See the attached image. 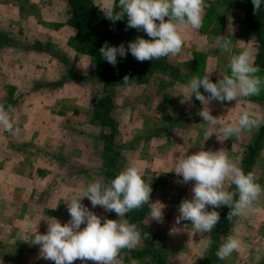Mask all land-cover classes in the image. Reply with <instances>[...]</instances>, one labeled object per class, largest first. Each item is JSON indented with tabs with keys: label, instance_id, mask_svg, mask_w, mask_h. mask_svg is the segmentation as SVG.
I'll return each mask as SVG.
<instances>
[{
	"label": "rangeland",
	"instance_id": "1",
	"mask_svg": "<svg viewBox=\"0 0 264 264\" xmlns=\"http://www.w3.org/2000/svg\"><path fill=\"white\" fill-rule=\"evenodd\" d=\"M91 3L94 19L101 21L106 0ZM76 17L68 0H0V104L6 110L11 106L15 128L11 134L0 127V264H55L41 257L39 246L31 244V233L25 239L26 222L38 223L40 234H46L47 220L67 223L66 200L82 196V190L97 179L107 184L113 170L121 172L130 165L137 166L150 183L151 202L165 205L162 222L150 220L149 205L145 219L165 264H264V194L256 205L258 212L246 211L231 221L228 206L216 208L221 228L216 225L204 236L196 233L191 221L175 223L180 202L192 198L195 184L183 183L171 170L176 162L201 150L223 149L243 169L242 156L261 128L223 142L215 134L206 140L208 125L197 114L203 105L186 89L194 76L211 72L210 80L216 83L230 72V54L251 48L255 57L257 46L238 4L205 0L203 26L198 30L181 26L184 43L172 59L179 70L177 77L157 73L146 84L110 88L115 104L110 116L118 129L114 164L105 150L109 127L93 119L103 85L94 75ZM221 37L231 39V53L219 48ZM262 69L257 75L264 80ZM199 90L208 95L203 87ZM249 106L264 114V84L259 95L241 96L237 104L213 100L208 105L220 125L235 121ZM252 166L256 182L264 189V138ZM233 187L226 182L228 191ZM81 203L100 216L102 224L105 217L119 219L114 211L93 208L87 197ZM207 210L213 208L207 206ZM173 227L182 231L172 234ZM207 235L212 244L205 250ZM228 236L239 238L241 247L220 260L216 252ZM142 245L143 239L131 253L121 252V264H156L153 255L135 251ZM73 264L95 262L77 259Z\"/></svg>",
	"mask_w": 264,
	"mask_h": 264
},
{
	"label": "clouds",
	"instance_id": "2",
	"mask_svg": "<svg viewBox=\"0 0 264 264\" xmlns=\"http://www.w3.org/2000/svg\"><path fill=\"white\" fill-rule=\"evenodd\" d=\"M253 14L261 11L264 0H252ZM100 7V6H99ZM101 9V8H100ZM104 16L115 23L127 17V28H135L144 31L152 39L137 37L129 42L127 48L124 44L109 46L107 42L99 49V53L111 65L117 64V56L125 57L130 51L139 62L175 57L184 43L180 31L189 27L198 30L203 26L205 0H106L101 9ZM167 17V20L165 18ZM159 21V23H157ZM222 52L231 53L232 41L227 37H221L217 41ZM253 49L244 48L239 54H230L227 69L216 83L210 80L211 72L203 77L194 76L186 85V89L194 94L201 102L203 108L198 111L208 127L205 129L206 140L213 134L218 141L223 142L233 136H239L242 132L259 129L264 125V114H259L249 106L242 109L238 118L228 124L220 125L217 117L211 115L208 107L211 101L220 102L235 101L239 98L257 96L260 94L264 80L259 75L260 68L254 65ZM129 76L125 75L123 83L130 84ZM203 87L204 95L199 90ZM191 98V97H190ZM11 106L5 109L0 104V127L11 134H15L14 124L9 112ZM174 170L182 182L187 184L195 181L191 191V199H183L179 206V215L175 223L191 221L196 233H211L220 221V214L216 211L223 205L230 208L227 220L238 217L246 211L258 212L256 207L259 197L264 194V189L256 182L254 173H245L241 167L234 163L221 149L219 151L201 150L198 153L185 155L179 159ZM179 182V181H178ZM226 182L235 185L236 191H228ZM80 197H72L66 200L67 211L70 220L61 224L55 218L47 220L46 234H40L37 224L31 220L24 226L25 239L27 234H32V245H38L43 259L54 261L55 264H73L79 259L82 262L93 261L95 264H121L120 253L123 249L132 250L142 243L141 232L134 223L127 219H121L128 212L140 209L143 205L150 206V220L162 222L164 204L151 202L152 188L142 178L141 170L130 165L124 168L109 183L97 179L87 185ZM238 196V199L235 197ZM87 197L93 208L101 206L105 211H114L118 220L104 218L90 211L81 200ZM207 206L213 208L207 210ZM40 222V221H39ZM86 226L81 230V225ZM34 230V231H33ZM182 229L173 227L170 232L177 234ZM204 248L207 250L212 240L206 236ZM149 233L143 239L147 240ZM241 240L235 236H228L220 245L216 256L225 260L241 247ZM203 258V257H201Z\"/></svg>",
	"mask_w": 264,
	"mask_h": 264
},
{
	"label": "trees",
	"instance_id": "3",
	"mask_svg": "<svg viewBox=\"0 0 264 264\" xmlns=\"http://www.w3.org/2000/svg\"><path fill=\"white\" fill-rule=\"evenodd\" d=\"M68 2L77 16L74 21L75 25L79 26L84 33L83 44L85 51L91 56L94 64V75L103 85V98L101 96L102 101L96 105L97 115L93 119L95 121L98 120L99 123L101 122L103 127L107 125L109 127V132L106 134L108 144L106 145L105 150L110 153L111 160L109 161L114 164L115 160H113V153L115 151L113 149V144L116 143L118 129L117 121L115 119L113 120L110 116V111L115 105L114 99L111 97L110 88L113 86L124 85L123 78L125 75L129 76L130 79H133L130 81V84L132 85L146 84L151 82L157 73L162 74L163 76H169L172 73L173 76L177 77L179 70L172 62V56L139 62L132 56L130 51L127 52L125 57H120L118 55L117 64L115 66L111 65L104 60L99 53V49L105 44V42H107L109 46L116 47L124 44L125 48H127L128 43L132 42L137 37H143L144 39L149 40L152 38L148 37V35L142 30L137 31L135 28H127V30H125L127 27V17L116 21L115 23L107 19L105 16L101 21H97L94 19V14L91 11L93 8L91 0H68ZM231 2H236L241 8V11H243V21L246 23L249 35L252 36L257 46L254 63L256 66L264 69V4H262L259 13L253 14L254 6L252 0H231ZM163 76L161 77L162 79L164 78ZM263 138L264 125L261 126L255 140L247 145L246 152L242 156L241 163L244 166L243 171L245 173L252 172V165L255 162L259 144ZM119 173L120 171H117L116 169L113 170L109 182ZM231 191H236L235 185ZM235 198L238 199V196ZM148 208L147 204L143 205L140 209L128 212L123 218L127 219L129 223H134L138 226L142 239L145 234L149 233V238L147 240L143 239L142 247L135 251L140 255H153L152 257L155 259L156 264H165L164 257L156 250L155 233L148 230L145 223L147 217L146 214L149 210ZM217 226L218 228H221L220 221ZM121 252L131 253V250L123 249ZM146 264H153V261Z\"/></svg>",
	"mask_w": 264,
	"mask_h": 264
},
{
	"label": "crops",
	"instance_id": "4",
	"mask_svg": "<svg viewBox=\"0 0 264 264\" xmlns=\"http://www.w3.org/2000/svg\"><path fill=\"white\" fill-rule=\"evenodd\" d=\"M260 68V67H259ZM263 70V69H262ZM264 71V70H263Z\"/></svg>",
	"mask_w": 264,
	"mask_h": 264
}]
</instances>
